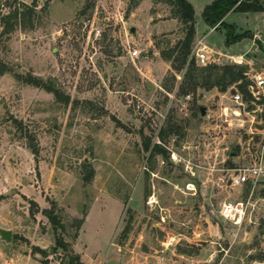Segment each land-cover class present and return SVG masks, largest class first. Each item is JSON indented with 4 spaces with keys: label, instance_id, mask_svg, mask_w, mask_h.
Wrapping results in <instances>:
<instances>
[{
    "label": "rangeland",
    "instance_id": "1",
    "mask_svg": "<svg viewBox=\"0 0 264 264\" xmlns=\"http://www.w3.org/2000/svg\"><path fill=\"white\" fill-rule=\"evenodd\" d=\"M6 1L0 19L33 3L9 0V8ZM46 1H37L33 26L2 37L0 24V60L12 70L0 76V227L14 234L10 244L0 240V264H62L73 256L83 264H264L251 259L264 258V183L250 198L248 185L230 182L231 170L264 145V99L247 107L243 127L221 115L235 108L234 87L186 102L184 72L161 57L184 38L165 3ZM187 1L197 38L206 36L220 57L210 64L237 65L230 57L242 55L239 66L264 79V13L223 20L249 35L250 47L239 52L227 46L223 26L210 32L202 18L216 0ZM170 19L178 21L174 30H156ZM162 61L168 70L158 69ZM14 74L42 78L69 96L68 105ZM235 201L249 203L246 218L224 220L222 205ZM45 210L63 227L55 232Z\"/></svg>",
    "mask_w": 264,
    "mask_h": 264
},
{
    "label": "trees",
    "instance_id": "2",
    "mask_svg": "<svg viewBox=\"0 0 264 264\" xmlns=\"http://www.w3.org/2000/svg\"><path fill=\"white\" fill-rule=\"evenodd\" d=\"M3 1V0H1ZM18 0H13L16 3ZM37 1L33 0V3L29 6L22 4V8L15 7L14 10H10L8 14L4 15L0 19L2 27L1 36L10 35L20 24H29L33 26V18L36 17ZM47 0L46 2H48ZM158 2L165 3L171 9L172 17L177 19L184 32V38L178 41L171 48L169 47L165 51H161V57L164 61L170 63L171 68L176 72H184L183 80L179 87V92L182 96L192 95L195 99H198L202 93H208L213 90H218L221 93H226L230 88L238 89L246 98L250 100L251 94L248 87L252 84L249 78L248 66L239 65H219L208 64L202 65L197 62L196 58L192 56L194 47V40L196 35L195 29V10L194 6L187 0H157ZM6 5L9 8L13 7V4L6 1ZM264 13V4L260 0H216L208 4L203 12L202 18L204 22L210 27L215 28L217 25L223 26L227 31V46L236 45L243 41L249 35H237L235 28L231 25L224 23V19L230 13ZM12 73L11 68L0 60V76ZM17 81L26 85L41 88L48 93L55 96L56 101L62 102L68 105L70 98L62 93L59 89L53 85L48 84L42 78L33 77L31 75L24 76L21 74H14ZM199 91H201L199 93ZM150 147L149 143L146 144V150ZM157 154H165L164 151L155 147L153 150ZM33 152L37 153V148L33 147ZM250 191V187L247 188ZM43 214L48 218L53 225L55 232L62 228L59 217L52 210H45ZM86 215V214H85ZM84 220L78 221L77 229L80 228ZM78 238V234L75 235V239ZM58 248L63 251L68 250V245L61 239L56 240ZM187 254L186 252H183ZM193 255V254H188ZM252 260L264 261V258L252 257ZM62 264H83L76 256L71 257L67 262L63 260Z\"/></svg>",
    "mask_w": 264,
    "mask_h": 264
},
{
    "label": "built area",
    "instance_id": "3",
    "mask_svg": "<svg viewBox=\"0 0 264 264\" xmlns=\"http://www.w3.org/2000/svg\"><path fill=\"white\" fill-rule=\"evenodd\" d=\"M130 54L131 57H137L139 55V51L133 50ZM192 56L195 57L197 62H200L202 65H208L216 60L215 54L208 53L202 40L194 44ZM230 59L237 65L244 64L242 55L236 57L232 56ZM249 78L252 81V84L248 87L249 93L251 94L250 100H246L244 95L238 89H235V94L232 96V103L235 105V108L232 109L227 106L222 108L221 115L225 117L226 122L234 116V120L241 122L242 124L239 125L243 127L244 121L242 122L240 117L243 114L250 115L247 107L251 105L254 106V108H260V101L264 99V79H260L256 75H249ZM191 100L192 95L185 96L186 102ZM250 157L251 161L247 166L242 168L237 167L231 170L233 174L230 177V182L231 186L234 188H242L246 185L250 186V198H252L256 188L264 183V145L255 154L251 153ZM248 207L249 203L245 201L227 202L222 205L220 215L226 221L241 222L246 218Z\"/></svg>",
    "mask_w": 264,
    "mask_h": 264
},
{
    "label": "crops",
    "instance_id": "4",
    "mask_svg": "<svg viewBox=\"0 0 264 264\" xmlns=\"http://www.w3.org/2000/svg\"><path fill=\"white\" fill-rule=\"evenodd\" d=\"M192 5H193V4H192ZM170 23H171L172 25L169 27ZM177 25H178V21H177V20H175V19H170V20H166V21H160V22H158L157 25H156L155 27H156V30H158L159 32L163 33L164 30L167 29V28H169L170 30H174V29L177 27ZM218 27H219V25H217L215 28H211V29H210V32H213V31L217 30ZM195 39H196V43H197L198 41L202 40L203 43H204V45H205L206 48H207L208 53H210V54L213 53V52H210V50H208V46H207L206 43H205L206 36L202 37L201 39H198V38H197V35H195ZM237 44H238V43H237ZM237 44L234 45V46H236V48H237ZM237 50H238L239 52H241L238 48H237ZM236 56H239V55H236ZM236 56H233V57H236ZM215 57H216V60L221 61L219 55H215ZM249 62H250V61H249ZM249 62L247 61V63H249ZM161 63H162V64H161ZM161 63L158 65V69H159V70H160V69H162V70H168V68L170 67V65L168 66L164 61H162ZM202 95L204 96L203 98L206 97L205 94H202Z\"/></svg>",
    "mask_w": 264,
    "mask_h": 264
},
{
    "label": "water",
    "instance_id": "5",
    "mask_svg": "<svg viewBox=\"0 0 264 264\" xmlns=\"http://www.w3.org/2000/svg\"><path fill=\"white\" fill-rule=\"evenodd\" d=\"M131 32L132 33H135V29L134 28H132V30H131ZM251 40L250 39H248V38H246V39H244L243 41H241V42H239L238 44H237V48L241 51V52H245V51H247V49L250 47V45H251ZM203 95L201 94L199 97H198V99L199 100H201V99H203ZM207 110H206V108L205 107H202L201 108V114H202V116H205L206 115V112ZM13 230H11V229H7V228H3V227H0V240L2 241V242H5L6 244H10V243H12V241H13Z\"/></svg>",
    "mask_w": 264,
    "mask_h": 264
},
{
    "label": "bare ground",
    "instance_id": "6",
    "mask_svg": "<svg viewBox=\"0 0 264 264\" xmlns=\"http://www.w3.org/2000/svg\"><path fill=\"white\" fill-rule=\"evenodd\" d=\"M239 60V59H238Z\"/></svg>",
    "mask_w": 264,
    "mask_h": 264
}]
</instances>
